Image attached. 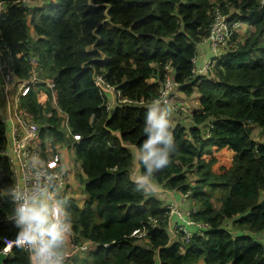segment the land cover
Instances as JSON below:
<instances>
[{
	"label": "trees",
	"instance_id": "16d2710c",
	"mask_svg": "<svg viewBox=\"0 0 264 264\" xmlns=\"http://www.w3.org/2000/svg\"><path fill=\"white\" fill-rule=\"evenodd\" d=\"M0 1L9 2L0 13L3 67L20 79L34 68L53 82V91L42 81L28 84L19 99L38 123L40 147L46 139L51 147L64 144L80 161L83 202L64 198L73 222L70 243H96L82 264H264V0ZM215 7L253 32L234 31L212 68L193 74L196 44L207 35ZM165 66L180 92L198 95L187 121L175 118L170 165L151 177L188 192L190 219L206 227L187 240L181 232L169 238V208L130 177L133 150L146 138L147 102ZM97 74L132 102L105 108ZM251 125L261 128V141L251 138ZM6 145L0 120V248L2 238L15 239L19 231L8 218L14 203L1 154ZM219 149L232 155L229 167L204 159ZM137 171L145 174L139 154ZM140 229V237L131 234ZM2 264L30 263L25 250L12 245Z\"/></svg>",
	"mask_w": 264,
	"mask_h": 264
},
{
	"label": "built area",
	"instance_id": "2783aa9c",
	"mask_svg": "<svg viewBox=\"0 0 264 264\" xmlns=\"http://www.w3.org/2000/svg\"><path fill=\"white\" fill-rule=\"evenodd\" d=\"M22 6H29L38 0H15ZM9 4L6 1H0V13ZM243 23L238 20L229 21L224 13L217 7L212 10V16L209 23L208 33L204 37L212 51V57L207 59L201 66H193V74H204L213 66V57L220 55L224 50L221 49L227 44L228 39L237 28ZM221 50H223L221 52ZM1 52V49H0ZM30 63L34 65L35 57L29 58ZM194 65V57L192 58ZM31 74L26 79H20L13 73L5 69L0 60V120L4 123L7 135V145L1 150V154L7 159L11 172L12 186L10 189V199L14 203L11 191L18 186L30 187L31 175L38 172L41 177H47L52 181L53 186L58 187L61 196L69 195V183L72 177V163L67 158H62L59 148L60 144L56 143L55 147L49 145V139L43 142V147H40L38 130L39 126L31 117L30 113L20 105V95L28 84H33L37 81L44 82L45 86L53 91V82L48 78H39L31 68ZM95 85L99 87L102 94L107 97V101H111V105L106 101L105 108H109L114 103L129 101L120 96V93L115 89L113 84L108 83L101 74H97L93 79ZM177 83L173 80L171 69L165 66V72L158 83L156 94L147 103L159 97L160 109L162 110L169 102L173 105L174 110L178 106L174 101V93L177 91ZM109 94V97L107 96ZM43 98V97H42ZM44 99V98H43ZM41 99V100H43ZM135 103L143 104L142 100H136ZM65 121V120H64ZM64 121L61 123L63 124ZM73 139H77L78 135H72ZM61 174V179H58ZM188 192L183 193L184 199H187ZM15 207V203H14ZM193 206L187 211L188 217L185 219V224H194L200 227L197 233H201L206 227L205 223L196 222L190 219L189 213L193 211ZM8 218L14 219V212ZM154 221V220H153ZM144 230H134L132 235L140 237L144 234ZM174 234L181 232L184 240L190 236V233L183 225H175ZM15 239L2 238V246L0 252L5 256L9 253L10 247L16 245ZM71 244V243H70ZM96 243L92 240H82L77 244H71V247L66 251L67 258L65 261L75 257H80L83 253H87L90 249L95 248ZM27 253V251H25ZM28 255V253H27ZM30 263V262H29Z\"/></svg>",
	"mask_w": 264,
	"mask_h": 264
},
{
	"label": "clouds",
	"instance_id": "9594fccd",
	"mask_svg": "<svg viewBox=\"0 0 264 264\" xmlns=\"http://www.w3.org/2000/svg\"><path fill=\"white\" fill-rule=\"evenodd\" d=\"M159 105V97L147 105L143 127L146 138L139 148L145 174L132 178L137 189L146 192L155 187L150 178L170 165L175 151L172 132L174 107L169 102L161 110ZM30 179V187L18 186L11 191L15 203V225L19 229L16 246L27 251L30 264H65L66 248L73 229L68 201L47 177L42 178L34 172ZM58 179H61V174Z\"/></svg>",
	"mask_w": 264,
	"mask_h": 264
},
{
	"label": "crops",
	"instance_id": "0c3cea01",
	"mask_svg": "<svg viewBox=\"0 0 264 264\" xmlns=\"http://www.w3.org/2000/svg\"><path fill=\"white\" fill-rule=\"evenodd\" d=\"M42 1V0H41ZM41 1H38L36 3H39ZM241 27L237 28L236 31H239ZM31 36H34L31 34ZM212 57V51L210 49L209 43L205 38H202L201 41H198L196 44V53L194 56V68L201 66L207 59ZM207 73V72H206ZM205 74V73H204ZM182 94L179 90L175 91L174 98H178L179 95ZM109 97V94L107 95ZM108 103L111 105V101H108ZM187 116V115H186ZM179 118V117H176ZM182 120H184L182 116ZM172 123H174V118L172 117ZM60 144V154L62 158H67L72 163V177L70 179L69 183V195H64L65 197H70L74 200V194L71 193L72 187L75 188L78 192L82 189L80 185L77 186L76 179L80 181V179L83 177V172L81 169L80 161L74 159L72 152L70 149H68L64 144ZM70 152V155L68 153ZM135 155L137 156L138 152L134 148ZM140 176L137 171V162L134 166H132V170L130 172V177L135 178ZM151 182L155 184V187L153 190L149 191L150 193L154 194L161 204L164 206H167L169 208L167 219H166V227L169 234L170 239H175L177 237V233L174 234V228L175 225H183L189 232H197L200 230L199 226H196L194 224H185V219L188 217L187 210L190 209L193 205L191 204L189 199H184L182 194L173 189H167L162 187L160 184L156 183L154 180L150 178ZM85 196V195H84ZM84 196L80 198V201L76 203L77 206H80L83 202ZM75 202V201H74ZM184 212L186 214V217H184ZM180 216V217H179ZM184 218L183 224H178L181 220V218ZM192 227V230H191ZM70 244V243H69ZM81 257V256H80ZM65 264H82L81 259L79 258H73V260L65 261Z\"/></svg>",
	"mask_w": 264,
	"mask_h": 264
},
{
	"label": "rangeland",
	"instance_id": "374dc122",
	"mask_svg": "<svg viewBox=\"0 0 264 264\" xmlns=\"http://www.w3.org/2000/svg\"><path fill=\"white\" fill-rule=\"evenodd\" d=\"M238 32H239L238 36H241L243 34L249 35L253 32V28L244 24L241 26V29ZM226 46H227V44L224 47H222L221 49L224 50L226 48ZM223 50H221V52ZM179 95L180 96H178V98H173L175 103L178 105V106H176V110H174L173 116H172L174 118V122H175L176 117H179L178 119H182V116L186 117V115H189L193 111V109H196L198 107V95H197V92H195V90L192 91V93L189 95H185L183 93L182 94L179 93ZM38 97L42 98L43 97L42 93H39ZM186 121H187V119L183 120V122H186ZM250 132H251V138L253 139L254 142H258V141L262 140V138L260 137L261 128L259 126L251 125ZM68 153L70 155L69 151H68ZM133 153H134V158L132 161L131 170H132V166H134L135 163L137 162L139 152H138L137 156L135 155L134 150H133ZM204 159L205 160H214L217 163L218 162L221 163L225 167H229L231 165V162H232V155L226 149H219L217 151L212 150V152L210 154H206L204 156ZM189 177H190V180H192L195 178V174L191 173ZM76 182H77V186L80 185L82 188V178L80 179V181L76 179ZM71 193L74 194V196H76V197H74L75 203H78L80 201V198H82L84 196V192L82 191V189L78 192L75 188L72 187ZM214 194H217L216 190H214ZM190 202H191V204H194L192 201H190ZM213 205L217 206L218 202L213 200ZM184 217H186L185 212H184ZM183 222H184V218L182 217L178 224H183ZM228 223L229 222H227V224ZM191 230H192V227H191ZM190 232H193V231H190ZM141 241H143L142 238H139V242H141ZM69 243H70V241H69ZM70 247H71V244H68L66 251ZM85 254L86 253H83L80 255L85 256ZM81 257H75V258L80 259Z\"/></svg>",
	"mask_w": 264,
	"mask_h": 264
},
{
	"label": "water",
	"instance_id": "95a60500",
	"mask_svg": "<svg viewBox=\"0 0 264 264\" xmlns=\"http://www.w3.org/2000/svg\"><path fill=\"white\" fill-rule=\"evenodd\" d=\"M4 257L5 255L2 252H0V264H2V260L4 259Z\"/></svg>",
	"mask_w": 264,
	"mask_h": 264
}]
</instances>
